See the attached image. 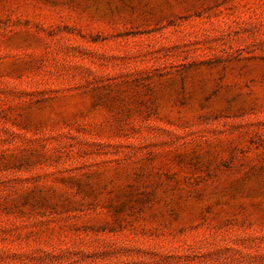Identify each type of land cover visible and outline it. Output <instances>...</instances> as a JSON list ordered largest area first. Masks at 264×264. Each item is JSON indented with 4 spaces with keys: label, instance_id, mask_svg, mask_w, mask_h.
I'll use <instances>...</instances> for the list:
<instances>
[{
    "label": "rangeland",
    "instance_id": "374dc122",
    "mask_svg": "<svg viewBox=\"0 0 264 264\" xmlns=\"http://www.w3.org/2000/svg\"><path fill=\"white\" fill-rule=\"evenodd\" d=\"M0 264H264V0H0Z\"/></svg>",
    "mask_w": 264,
    "mask_h": 264
}]
</instances>
